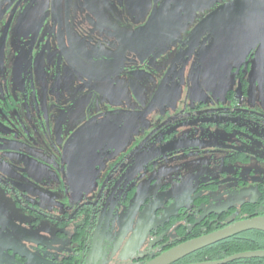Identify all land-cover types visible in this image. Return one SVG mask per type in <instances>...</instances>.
Instances as JSON below:
<instances>
[{
	"label": "flooded vegetation",
	"instance_id": "obj_1",
	"mask_svg": "<svg viewBox=\"0 0 264 264\" xmlns=\"http://www.w3.org/2000/svg\"><path fill=\"white\" fill-rule=\"evenodd\" d=\"M122 90L140 103L150 91L156 100L135 111L144 118L136 143L121 156L111 157L110 148L85 192L92 166L84 165V144L100 125L85 143L82 128L118 111L88 108L84 97ZM39 91L46 125L53 121L55 129L44 156L31 159L35 117L43 113ZM215 152L219 170L191 166L192 156ZM237 158L264 159V0H0V259L28 246L36 264H147L264 215V195L211 206V191ZM51 223L58 241L46 234ZM140 223L150 229L132 243ZM258 232L237 233L171 264L264 250L255 248L264 237ZM232 238L253 248L203 256ZM254 258L242 264H264Z\"/></svg>",
	"mask_w": 264,
	"mask_h": 264
},
{
	"label": "rangeland",
	"instance_id": "obj_2",
	"mask_svg": "<svg viewBox=\"0 0 264 264\" xmlns=\"http://www.w3.org/2000/svg\"><path fill=\"white\" fill-rule=\"evenodd\" d=\"M150 91V90H149ZM110 95H85L84 101L88 102V108H97L100 110H117L118 112L113 113L110 116L103 117V120H98L96 122L87 123L86 127L82 128L83 135L82 139L85 143V140L89 136L90 133H93V129L100 125L98 130L94 132V137L90 141L89 144H84L85 149L84 154L82 155L84 158V165H91L92 168L89 172H87V177L89 178V182L87 183L90 186L84 187L85 192H89V189L92 187L91 185L94 183L96 177L100 175L103 166L105 165L106 156L110 153V148L115 149L116 152L113 156H121L128 147L134 145L136 143L133 142L132 136L135 134H139L140 130L138 128L144 123V118L135 114V111H140L143 107L151 106L148 102H154L156 99V94H153L150 91L149 97L143 98L144 102L140 103L138 101V97L134 93H130L129 90L120 91H109ZM144 94L140 93L141 98ZM72 95H70L71 97ZM83 96V94L78 95ZM77 97V95H75ZM80 97V101H81ZM44 95L39 91L38 99L41 104L43 102ZM70 101V100H69ZM91 102V103H90ZM143 104L144 106H140ZM43 107V113L38 115L36 118V145L34 150H31L33 156H29L32 158L43 157L48 143L50 142V134L49 131L52 132L54 128L53 121H48V125H46V121L44 118L47 116L46 107ZM134 112V113H128ZM56 129H60L57 127ZM70 135V130L67 129L64 132L65 139ZM74 138V137H73ZM70 139L69 142L71 140ZM215 141L220 140L221 138H213ZM87 141V140H86ZM94 151L95 155L93 159L88 158L87 152ZM53 155L55 151L52 150ZM31 154H25L28 156ZM108 158V157H107ZM118 158V157H117ZM222 156L219 152H215L213 157L209 155L204 156V154L194 155L190 158L192 160L191 166H195V170H209L215 172L219 170V163ZM40 163L44 159L38 160ZM42 162V163H43ZM82 161H80L81 163ZM227 167V172L223 174V178L225 182L221 185V187L217 190H212V194L210 193L213 204L211 206L214 207H226L228 205H240L242 202L246 200H259L262 195H264V159L252 158L247 162L242 161L241 159H233L229 160ZM237 167H240L239 172L237 171ZM205 170V171H206ZM105 174V171H104ZM103 174V175H104ZM95 177V179H94ZM103 177V176H102ZM245 181V182H244ZM1 196V193H0ZM0 200L4 201V197H0ZM14 210H16L14 208ZM51 228L46 229V234L48 238L54 241H58V238L55 237L53 233L54 223H51ZM40 233V232H38ZM60 240V239H59ZM21 245H24V241L20 238L17 240ZM4 253V252H2ZM0 264H36L33 253L30 251L29 247H25L23 251L13 250L10 253H4L1 256Z\"/></svg>",
	"mask_w": 264,
	"mask_h": 264
},
{
	"label": "water",
	"instance_id": "obj_3",
	"mask_svg": "<svg viewBox=\"0 0 264 264\" xmlns=\"http://www.w3.org/2000/svg\"><path fill=\"white\" fill-rule=\"evenodd\" d=\"M250 2L253 0H249ZM149 28L151 25H148ZM148 26L143 28L137 29L136 31L132 32L130 37L131 38H138L141 35L142 31H146ZM159 153L155 152L149 158L156 157ZM147 160V159H146ZM146 160L141 161L140 164L144 163ZM150 229V227L143 226L142 223L139 224L138 228L134 232L133 236L131 237V242L133 243L135 240L144 237L146 232ZM248 230H259L264 232V215L251 217L236 221L218 229L214 232L209 234L194 238L192 240L186 241L181 243L168 251L162 253L161 255L157 256L147 264H171L192 252H195L201 248L209 246L213 243L226 239L232 235H235L240 232L248 231ZM254 257H264V250H257V251H246L237 253L235 255L229 256L226 259L218 260V261H208L196 264H225L228 262H232L237 259L241 258H254Z\"/></svg>",
	"mask_w": 264,
	"mask_h": 264
},
{
	"label": "trees",
	"instance_id": "obj_4",
	"mask_svg": "<svg viewBox=\"0 0 264 264\" xmlns=\"http://www.w3.org/2000/svg\"><path fill=\"white\" fill-rule=\"evenodd\" d=\"M255 231L251 232L252 234L254 233ZM259 234H264V232H258ZM251 237H255L256 235H250ZM239 239H236V238H232L231 239H227V241H222L220 242L219 244H215V246L210 249L206 254H204L203 256L205 255H209V257L211 259H216V258H219L221 256H227V255H231V254H234L236 252H240V251H246V250H249L253 247H251V245H249L248 242H242L241 241H238ZM256 247L255 248H264V237L260 238V241H259V244H255ZM255 261L256 259H241L239 261H235V263H245V262H248V261Z\"/></svg>",
	"mask_w": 264,
	"mask_h": 264
}]
</instances>
